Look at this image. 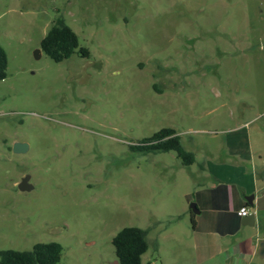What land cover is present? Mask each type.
Listing matches in <instances>:
<instances>
[{
  "label": "rangeland",
  "instance_id": "374dc122",
  "mask_svg": "<svg viewBox=\"0 0 264 264\" xmlns=\"http://www.w3.org/2000/svg\"><path fill=\"white\" fill-rule=\"evenodd\" d=\"M263 5L0 0L9 60L0 81V250L59 243L61 264H119L113 238L137 227L150 229L143 264H194L188 198L199 165L221 150L224 131L245 123L264 143ZM58 17L90 57L80 48L61 63L37 57ZM166 128L195 153L194 165L137 148ZM15 143L28 148L15 153ZM26 177L33 188L23 192Z\"/></svg>",
  "mask_w": 264,
  "mask_h": 264
},
{
  "label": "crops",
  "instance_id": "0c3cea01",
  "mask_svg": "<svg viewBox=\"0 0 264 264\" xmlns=\"http://www.w3.org/2000/svg\"><path fill=\"white\" fill-rule=\"evenodd\" d=\"M245 124L224 131L221 150L199 165L197 189L188 198L199 209L189 210L191 223L195 221L194 264H264L259 255L264 241V143L260 146L256 138L254 144ZM243 207L255 214L254 227L239 216Z\"/></svg>",
  "mask_w": 264,
  "mask_h": 264
},
{
  "label": "trees",
  "instance_id": "16d2710c",
  "mask_svg": "<svg viewBox=\"0 0 264 264\" xmlns=\"http://www.w3.org/2000/svg\"><path fill=\"white\" fill-rule=\"evenodd\" d=\"M80 48L79 38L74 30L58 17L41 41V49L51 60L61 63L70 59ZM84 58L90 57L87 48H80ZM8 55L0 45V81L8 76ZM138 149L145 153H167L174 151L182 165L190 167L196 163V155L182 144L181 137L172 128H166L152 137L144 139ZM192 212V210H191ZM192 225L195 226L194 218ZM150 229L126 227L114 238L113 245L119 264H143V256L149 250ZM63 246L59 243H38L32 250H0V264H61Z\"/></svg>",
  "mask_w": 264,
  "mask_h": 264
},
{
  "label": "water",
  "instance_id": "95a60500",
  "mask_svg": "<svg viewBox=\"0 0 264 264\" xmlns=\"http://www.w3.org/2000/svg\"><path fill=\"white\" fill-rule=\"evenodd\" d=\"M42 49H39L38 51H36L37 57H39V54H41ZM28 148L27 144L24 143H15L13 150L15 153H24ZM33 187L29 184V177H26L23 179V181L19 184V189L21 191H30ZM195 208V212L199 213V209L196 207V205H194ZM246 221H252L250 223V226H255V214H251L246 216ZM259 255L262 259H264V241H262L261 246H260V250H259Z\"/></svg>",
  "mask_w": 264,
  "mask_h": 264
},
{
  "label": "built area",
  "instance_id": "2783aa9c",
  "mask_svg": "<svg viewBox=\"0 0 264 264\" xmlns=\"http://www.w3.org/2000/svg\"><path fill=\"white\" fill-rule=\"evenodd\" d=\"M239 216L246 217L251 214V211L248 207H243L238 212Z\"/></svg>",
  "mask_w": 264,
  "mask_h": 264
}]
</instances>
